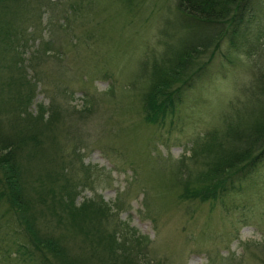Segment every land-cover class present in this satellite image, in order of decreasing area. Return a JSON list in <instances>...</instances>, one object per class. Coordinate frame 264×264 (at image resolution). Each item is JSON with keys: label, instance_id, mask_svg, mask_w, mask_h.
I'll return each mask as SVG.
<instances>
[{"label": "rangeland", "instance_id": "rangeland-1", "mask_svg": "<svg viewBox=\"0 0 264 264\" xmlns=\"http://www.w3.org/2000/svg\"><path fill=\"white\" fill-rule=\"evenodd\" d=\"M126 1L22 0L15 10L11 1L0 0V127L7 130V79L21 74L12 68L11 54L21 51L18 66L25 78H35L29 110L51 101L62 107L49 156L56 146L69 166L65 176L81 181L88 175V182L78 183L74 203L99 197L107 203L104 227L127 230L137 245V264H264V154L231 175L214 198L178 199L176 181L204 168L201 159L188 158L193 139L223 130L235 102L242 112L250 107L264 61V0L250 3L234 37L224 36L203 53L208 64L157 127L138 123V91L146 84L140 63L164 42L200 30L177 25L176 0ZM79 3L88 6L65 18L67 8ZM11 86L25 91V84ZM86 106L90 112L81 114ZM241 115L233 120L242 125ZM42 166L52 171L51 161ZM3 218L0 236H7ZM43 221L37 214L39 229ZM51 229L61 228L54 221ZM66 238L78 252L79 237L67 232ZM82 250L92 253L84 245ZM99 254L86 264H109Z\"/></svg>", "mask_w": 264, "mask_h": 264}, {"label": "trees", "instance_id": "trees-1", "mask_svg": "<svg viewBox=\"0 0 264 264\" xmlns=\"http://www.w3.org/2000/svg\"><path fill=\"white\" fill-rule=\"evenodd\" d=\"M9 1L16 10L22 0ZM120 1L128 4L126 0ZM134 1L130 0V3ZM252 1H175L177 25L182 24L186 32L200 30V34H184L174 43L164 42L157 52L151 50L148 61L140 63L146 75V84L141 85L138 91V123L146 127L166 123V119L173 115L182 88L198 78L208 64L202 58L203 53L217 48L224 36H235L236 28L245 11L250 10ZM87 6L88 3L71 5L65 18L74 14L75 9ZM45 17L50 18L49 15ZM8 40L11 43L7 47L10 48L12 41L7 35L5 43ZM260 48L264 53V45ZM11 55L12 68L21 74L7 79V130L0 127V205L6 204L0 211V218L4 217V223L11 230L10 235L0 236V241H7L4 245L0 244V264H86L99 252L98 258L108 259L109 264H137L133 254L137 245L132 236H127V230L104 227L109 217L107 203L100 197L74 203L76 187L78 183L88 182V175L85 173L81 181L75 180L69 173L65 176L69 166L68 163L64 166L61 156L56 153L58 147H53L51 156L48 149L52 146V129L62 107L51 101L48 106L38 103L35 111L29 110L35 78H25L24 70L18 66L19 61L24 60L21 51ZM257 68L255 87L248 97L250 107L242 112L240 104L235 102L232 104L233 113L227 118L229 121L225 122L223 130L217 132L213 129L193 139L188 158L201 159L204 168L189 178H176L180 187L178 199L214 198L221 193L231 175L246 169L247 165H252L263 156L264 61ZM14 83L25 84V91L20 92L11 86ZM81 112H90V106L84 107ZM132 112L130 110L129 114ZM240 115L242 125L234 121ZM48 161H51L52 171L42 166ZM177 162L183 164L182 159H177ZM37 214L39 219L45 220L43 230L36 226ZM53 220L61 228L57 229L58 232L51 229ZM67 232L79 237L81 248L78 252L70 250ZM83 245L90 247L92 253L84 256L81 252ZM11 254L14 256L10 257Z\"/></svg>", "mask_w": 264, "mask_h": 264}]
</instances>
